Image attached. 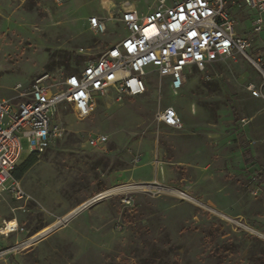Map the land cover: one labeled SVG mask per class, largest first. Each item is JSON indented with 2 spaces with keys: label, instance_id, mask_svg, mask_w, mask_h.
<instances>
[{
  "label": "rangeland",
  "instance_id": "obj_1",
  "mask_svg": "<svg viewBox=\"0 0 264 264\" xmlns=\"http://www.w3.org/2000/svg\"><path fill=\"white\" fill-rule=\"evenodd\" d=\"M157 1L0 0V99L42 74L58 82L80 72L127 36L122 6L146 14ZM230 14L250 44L246 56L264 60L253 13L234 6ZM91 16L105 20L103 34L89 29ZM260 82L235 53L191 68L176 92L151 74L142 96L95 95L83 121L58 106L65 136L18 180L24 198L0 191V229L19 227L0 235V264H264V100L246 90ZM167 107L181 129L159 125ZM89 133L106 136L107 151L89 147ZM28 145L22 137L18 167Z\"/></svg>",
  "mask_w": 264,
  "mask_h": 264
},
{
  "label": "built area",
  "instance_id": "obj_2",
  "mask_svg": "<svg viewBox=\"0 0 264 264\" xmlns=\"http://www.w3.org/2000/svg\"><path fill=\"white\" fill-rule=\"evenodd\" d=\"M64 1L54 0L55 4ZM156 3L146 14H138L132 5L122 6L118 22L127 30V36L87 61L80 72L58 82H53L48 73L42 74L25 90L16 85L13 88L16 96L12 99H0L1 192H9L16 200L24 198L19 181L12 176L20 154V139L26 138L30 155H42L61 141L66 127L58 120L60 105L68 107L74 119L83 121L95 108V95L104 96L112 91L119 99L142 96L151 74L159 79L168 78L176 92L191 68L203 71L213 62L231 58L235 53L253 63L261 82L248 83L246 90L252 98L264 100V60L253 61L246 56L250 44L235 32V21L230 14L234 6L249 9L253 13L251 31L257 35L264 30V0H158ZM87 20L93 34L106 31L104 19L92 16ZM157 121L172 129L182 128L180 117L172 107L159 112ZM86 141L89 147L101 146L103 153L107 151L108 138L104 135L89 133ZM8 179L13 181L5 188ZM18 230L17 223L4 222L0 235Z\"/></svg>",
  "mask_w": 264,
  "mask_h": 264
},
{
  "label": "trees",
  "instance_id": "obj_3",
  "mask_svg": "<svg viewBox=\"0 0 264 264\" xmlns=\"http://www.w3.org/2000/svg\"><path fill=\"white\" fill-rule=\"evenodd\" d=\"M37 156L36 154H31L21 166H16L15 170L13 171V178L15 180L21 179V177L35 164L37 161Z\"/></svg>",
  "mask_w": 264,
  "mask_h": 264
},
{
  "label": "bare ground",
  "instance_id": "obj_4",
  "mask_svg": "<svg viewBox=\"0 0 264 264\" xmlns=\"http://www.w3.org/2000/svg\"><path fill=\"white\" fill-rule=\"evenodd\" d=\"M107 194L105 193H103V194H101V197L100 198H103V197H105ZM189 199V198H188ZM14 221V220H13ZM13 221H9V224L10 225H15L16 224V222H13ZM8 221H6V223H7ZM52 231V229H51V227L50 228H47V229H45V230H43L42 232H40V233H38L37 235H35L34 237H32L30 240H32V241H37V240H39L40 238H43V237H45V236H47L50 232Z\"/></svg>",
  "mask_w": 264,
  "mask_h": 264
},
{
  "label": "crops",
  "instance_id": "obj_5",
  "mask_svg": "<svg viewBox=\"0 0 264 264\" xmlns=\"http://www.w3.org/2000/svg\"><path fill=\"white\" fill-rule=\"evenodd\" d=\"M92 17V16H91ZM258 58H260V57H258Z\"/></svg>",
  "mask_w": 264,
  "mask_h": 264
}]
</instances>
